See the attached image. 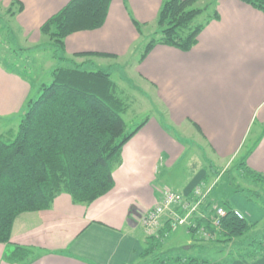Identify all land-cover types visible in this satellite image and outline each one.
Listing matches in <instances>:
<instances>
[{
    "label": "crops",
    "instance_id": "0c3cea01",
    "mask_svg": "<svg viewBox=\"0 0 264 264\" xmlns=\"http://www.w3.org/2000/svg\"><path fill=\"white\" fill-rule=\"evenodd\" d=\"M12 1L0 0V4L8 9ZM15 1L24 10L6 17L5 33L14 36L15 49L27 50L41 45L40 28L72 0ZM162 1L112 0L101 29L67 38V55L97 53L125 59L142 40L132 18L154 24ZM218 13L220 20L205 28L191 52L157 46L136 70L156 88L174 129L194 127L214 157L203 156L204 160L215 166L238 161L264 174V14L240 0H220ZM2 29L0 26V36ZM0 46L3 56L7 47ZM31 91L22 74L9 72L0 63V118L7 120L21 113ZM185 145L156 118H149L124 146L110 193L88 207L75 205L68 194H62L51 210L20 216L12 242L45 252L33 264H137L147 249L140 217L156 205L160 190L168 189L162 177L184 164ZM195 159L196 154L183 166L187 180L182 194L192 192L208 175ZM197 171L198 177L190 182ZM232 202H237L236 210L251 223L264 221V210L258 205H248L240 196H234ZM195 241L189 239L186 249ZM5 250L0 244V264H7ZM234 264H264V259Z\"/></svg>",
    "mask_w": 264,
    "mask_h": 264
},
{
    "label": "trees",
    "instance_id": "16d2710c",
    "mask_svg": "<svg viewBox=\"0 0 264 264\" xmlns=\"http://www.w3.org/2000/svg\"><path fill=\"white\" fill-rule=\"evenodd\" d=\"M203 1L163 0L155 31L139 63H143L157 46L191 52L205 28L212 21L220 20V0L201 8ZM240 1L264 14V0ZM111 3L112 0H72L40 28L42 43L36 50L49 47L59 66L52 72V83L42 84L39 97L26 102L18 130L0 136V244L6 247L3 260L7 264H33L45 253L12 242L18 218L51 210L56 198L62 194H68L75 205L88 207L110 193L115 187L114 172L122 164L124 146L149 121L147 119L134 132L126 134L123 115L128 111V105L118 96V87L109 71L101 69L98 62V59L118 60L116 56L97 53L68 56L66 53L69 36L104 26ZM23 10V4L15 0L8 9H3L0 4V26L5 28L6 17H14ZM203 14H207L205 22L196 24V19ZM132 23L143 38L150 25L133 18ZM34 50L6 48L7 64L0 63L13 73L20 68L28 69L23 55ZM160 124L167 133L184 142L174 127ZM215 167L211 164L208 169L211 181H206L209 174L202 181L207 186L213 185L203 210L223 208L227 216L220 229L207 224L214 238H200V241L229 244L240 240L238 247L244 253L236 260L255 263L264 259V236L262 240L252 236L257 229L264 234V221L251 223L246 218L239 219L234 206L218 200L220 194L231 197L245 189L232 183L233 177L227 175L231 169L221 168L217 173ZM236 169L262 188L248 190L249 195L245 198L264 210V174L249 169L246 163H240ZM167 231L165 226L159 237L146 236L144 258L163 247V235ZM187 231L197 235L195 230ZM173 261V264H211L195 257H177Z\"/></svg>",
    "mask_w": 264,
    "mask_h": 264
},
{
    "label": "rangeland",
    "instance_id": "374dc122",
    "mask_svg": "<svg viewBox=\"0 0 264 264\" xmlns=\"http://www.w3.org/2000/svg\"><path fill=\"white\" fill-rule=\"evenodd\" d=\"M212 2H214V0H204L202 2L203 4L201 5V8H204ZM2 7L3 9H5L3 5ZM206 16L207 14L201 15L196 19L195 23H204L206 20ZM155 28L156 27L154 23L150 25L149 28L145 29L144 37L134 47V50L130 53V55L128 57H125V59L102 61L101 59H98L100 68L108 70L111 74L112 80L117 85L118 96L128 105V111L123 115V118L126 122V134L134 132L140 124H142L149 118H156L159 122L170 127L171 129L174 127L167 119V113H165L164 107L157 99L156 88L152 84L146 82L143 78H141V76L136 70L141 55L144 52L149 40L151 39V34L155 31ZM2 31H4V33L0 36V43H2L3 46L7 47L8 49L17 48L16 46L18 43L16 42L14 36L5 33L8 31L6 26L4 29H2ZM30 53L31 54L23 55V59H26L25 64L28 69L20 68L16 71L24 75L26 79L31 83L32 91L29 99L35 100L40 95L41 85H49L52 83V72L57 66H59V63L53 59L52 50L49 47H41L37 50L35 49L34 52L32 51ZM1 56L2 53L0 50V60L3 64H7L5 55H3L2 57ZM21 118L22 112L18 115L13 116V118H7V120L0 118V136L5 133L7 134V132L12 130L17 131ZM174 130L180 137V139L183 140L186 144L187 152L185 156V161L183 160L182 163L185 164L186 162H189L191 157L196 154V164L199 167L203 166L208 170V166L212 164V162L209 163V159L213 160L214 157L211 152L209 153L208 148L206 147L205 143L201 140V137L197 134L196 130H194V127L184 126V128ZM248 146L249 142L247 144V147ZM203 156H207V158L209 159L204 160ZM184 164L179 165L176 170H173L170 174H165L162 177L161 182H166L165 186H167L168 189L170 188L171 190L177 191L179 193L183 192V189L186 186L185 180H187V173L185 174V172L182 171V169L184 168ZM239 164L240 163L238 161H234L230 164H216L215 168L217 173L221 172V168H223V170L231 169V171L227 175L228 177H233L232 183L234 185H238L239 189H245L243 193L239 195H232L231 197L220 194L218 196V200L222 204H224L225 201H228L230 205L236 207L237 202L236 205L232 202L234 196H240L246 201L248 205L254 204V202H249L245 198L249 195L247 191L250 189H262L260 186H257L252 183L251 180H249L250 178L244 177L236 169ZM199 173L200 171L194 173V175L190 177L189 181L193 182L198 177ZM202 181L203 180H201L200 183L194 186L192 192L201 185ZM206 181H211L210 174L208 175ZM192 192L188 194L184 193L183 195L188 197L192 194ZM247 207L249 206L246 205V208ZM258 230L259 229L255 230L252 233V236H258V240H262L264 234H261L260 230ZM185 231H187L186 227H178L172 234V236L166 239V242L163 241L164 244L160 250L153 254H150L149 256H146L145 258L141 255L138 259L137 264H162L165 262L167 264H173V260L177 257H180L182 259L188 257H195L201 260L208 261L211 264H234V262L239 261L236 260L238 258V255L244 253V250L238 247V243L242 242L240 240H234L232 243L229 244H219L214 242L211 243L203 240L202 242H199L200 237L198 235L189 236ZM189 239H195L197 242H194L192 246L193 248L186 249L187 247H189L187 246V241ZM177 248H179V250Z\"/></svg>",
    "mask_w": 264,
    "mask_h": 264
},
{
    "label": "built area",
    "instance_id": "2783aa9c",
    "mask_svg": "<svg viewBox=\"0 0 264 264\" xmlns=\"http://www.w3.org/2000/svg\"><path fill=\"white\" fill-rule=\"evenodd\" d=\"M212 188L213 185L207 186L201 183L188 197L170 189L160 190V198L156 205L142 213L140 217V225L145 235L147 237H159L166 226L169 229L163 235L166 240L171 231L184 226L186 229L195 230L202 239L214 238L209 233L207 224L216 230L220 229L222 220L227 216V213L223 208L204 212L203 206ZM235 214L239 219L246 218L238 210L235 211Z\"/></svg>",
    "mask_w": 264,
    "mask_h": 264
}]
</instances>
